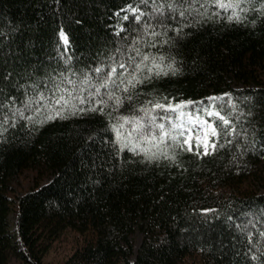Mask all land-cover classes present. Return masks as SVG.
Masks as SVG:
<instances>
[{"label": "trees", "instance_id": "1", "mask_svg": "<svg viewBox=\"0 0 264 264\" xmlns=\"http://www.w3.org/2000/svg\"><path fill=\"white\" fill-rule=\"evenodd\" d=\"M161 2L165 17H174L167 28L157 25L153 0H0V101L8 107L13 98L19 107L50 78L60 82L69 68L107 71L111 58L134 55V41L176 68L138 85L119 110L0 128V264L11 256L21 264H264V0L242 5L249 11L240 23L223 12L211 16L214 8L210 18H179L167 8L173 0ZM181 97L194 102L184 109L194 114L209 97H223L236 134L222 133L206 156L175 145L152 149L172 159L119 151L111 127L117 118L143 115L138 109L148 101L176 104ZM39 168L47 180L12 193L11 177ZM137 223L143 236L130 259ZM65 228H90L94 241L61 261H44Z\"/></svg>", "mask_w": 264, "mask_h": 264}, {"label": "snow or ice", "instance_id": "2", "mask_svg": "<svg viewBox=\"0 0 264 264\" xmlns=\"http://www.w3.org/2000/svg\"><path fill=\"white\" fill-rule=\"evenodd\" d=\"M143 2L147 3L148 0ZM250 3L252 0H173L167 3V8L171 13H178L179 18H185L186 14L209 16V8H214L217 11H213L211 16L220 17L223 12L227 13L224 18L229 22L240 23L245 18L241 13L249 11L242 5ZM153 4L155 5L153 12L157 14L155 17L157 25L167 28L165 20L174 19V17L171 15L165 17L163 2L156 3V0H153ZM185 4L188 5L187 8L183 7ZM132 11L138 10L133 8ZM142 15L143 13H140L135 16V19L139 21ZM124 19L127 20L128 17L125 16ZM146 27L154 26L151 21H148ZM181 30V27L175 29L178 35ZM151 35L159 36L160 33L153 30ZM60 37L65 45L69 43L68 37L63 32ZM131 51L134 55H128L125 58L122 54L119 59L111 58L112 62L107 65V71L104 66H99L90 69L88 73L78 74L69 68L68 74L64 72L59 74L60 82L50 78V83H45L44 88L38 90L34 96L19 101V107L15 106L17 101L14 98L10 101L11 107L0 101V128L15 127L20 120L31 124H43L57 118L64 119L65 113L70 115L96 111L103 113L109 106L116 111L124 108L125 101L133 99L132 94L138 85L152 79L153 76H167L169 73L176 72L174 63L166 64L163 55L153 56L151 53H142L135 47V41ZM78 75L79 79H76ZM118 92L121 94L118 95ZM208 100L210 103L197 108L195 114L184 111L194 103L192 101L167 105L148 101L138 109V112L143 115H122L111 125L115 133V144L121 152L127 150L136 155H143L148 160L158 159L160 155H163L165 159L174 158L169 156L167 151H152L153 148L160 150L162 145L165 149L175 145L181 150L186 149L197 155H201L202 149V155H209L217 149L221 134L232 136L236 134V128L224 112V98L209 97ZM216 101L222 102L219 107L216 106ZM200 103L203 104V102ZM205 116L207 119L204 118ZM213 117L216 119L213 120ZM228 143H231V140ZM253 259L257 257L254 256Z\"/></svg>", "mask_w": 264, "mask_h": 264}, {"label": "rangeland", "instance_id": "3", "mask_svg": "<svg viewBox=\"0 0 264 264\" xmlns=\"http://www.w3.org/2000/svg\"><path fill=\"white\" fill-rule=\"evenodd\" d=\"M229 80H231V78L227 77V81ZM232 82H235V80L232 79ZM183 101L184 98L181 97L177 100V103ZM194 144H195V139H194ZM201 153H202V149H201ZM48 177H49L48 171L44 170L43 168H39L38 174L36 169L25 170L22 174L14 175L13 177L10 178V186L12 189L11 191L13 194H19L21 192L30 189L34 185L35 180L42 179L43 181H45L48 179ZM8 219H9L10 227H13L15 221L14 211H12L9 214ZM142 236H143V229L140 228L139 223H137L131 235L133 240V254L130 256V259H133L134 253L141 242ZM94 238H95V233L90 228L81 234L74 232L70 228H65L54 240L50 242V245L43 257V260L47 262L61 261L66 257V255L72 252L74 247L80 245L81 243L93 242ZM9 264H21V263L15 257L11 256L9 260ZM184 264H194V258L193 259L189 258L185 260Z\"/></svg>", "mask_w": 264, "mask_h": 264}]
</instances>
